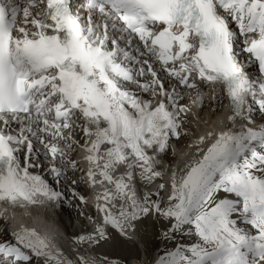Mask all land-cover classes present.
I'll list each match as a JSON object with an SVG mask.
<instances>
[{"label":"snow or ice","instance_id":"1","mask_svg":"<svg viewBox=\"0 0 264 264\" xmlns=\"http://www.w3.org/2000/svg\"><path fill=\"white\" fill-rule=\"evenodd\" d=\"M132 34L185 87L195 89L196 80L223 87L234 113L230 124L243 121L239 129L226 127L200 138L203 145L215 136L179 182L172 174L163 210L159 202L149 204L147 194L141 202L131 182L136 168L149 182L161 175L149 150L164 152L170 137L179 139L180 115L188 108L179 103L175 88L165 89L152 64L120 46L123 41L131 47ZM135 52L143 55L139 47ZM241 52L247 54L245 62ZM129 61L141 66L125 67ZM252 64L258 66L256 79L246 70ZM146 71L154 78L151 84L134 79ZM125 83L143 91L151 87L164 99L155 105L142 101ZM249 97L264 112V0H0V121L9 131L11 122L21 125L19 136L0 131V203L22 209L60 199V192L29 171L36 165L30 160L32 141L24 133L41 143L40 133L67 141L64 130L82 117L91 125L84 128L92 138L85 145L89 180L97 183V169L101 184L114 185V191L97 196L105 201L98 206L105 225L128 235L134 221L155 211L174 221L171 233L189 227L198 237L157 264H264V126H250ZM201 102L197 92L193 104ZM25 142L29 157L22 166L17 154ZM49 151L53 160L65 155L56 144ZM118 166L126 171L117 177ZM50 172L62 175L56 167ZM163 189L159 185L157 195ZM116 200L124 201L118 216L106 206ZM96 233L78 243L108 238L103 227ZM165 238L171 237L165 233ZM14 241L0 245V264H30L33 256L44 257L45 264H64L35 230L22 228ZM81 264L94 261L82 259Z\"/></svg>","mask_w":264,"mask_h":264},{"label":"bare ground","instance_id":"2","mask_svg":"<svg viewBox=\"0 0 264 264\" xmlns=\"http://www.w3.org/2000/svg\"><path fill=\"white\" fill-rule=\"evenodd\" d=\"M121 59H123V57H121ZM126 66L127 65H125V67ZM177 66H178V62H177ZM147 75H149V74H147ZM159 75L162 76V77H166L165 73H161ZM147 77L149 78V76H147ZM172 79H174V78H172ZM143 81L148 82V80H146V75H144ZM171 85L175 87V90H179L178 83L177 84L171 83ZM210 87L213 88L215 86H213V84H211ZM176 92L179 94V103L182 106L187 101V98L185 97V95L192 94V93H197L195 91V89H191L190 91H187V92L186 91H180V90L176 91ZM205 93L201 94L202 102L196 108V112L198 113V115L196 116V118L194 120L196 125H192V129H193L194 132H192L193 135L190 134V138L187 141L186 145L184 146L183 143L175 144V143H177L176 140H178V139L175 136H172L169 139L170 142H168V147L170 148L169 149L170 150V156L169 155H167V156H169L168 157L169 159L164 155V152L160 153L161 155H163L164 159L167 160L166 167H165L164 170L162 168H159V171H158V169H157V171L161 173V177H162L161 178L162 182L160 184H163V182L167 181V178H170L172 176V172L173 171H176V170L180 169V165L177 162L178 160H182V165H183V173H181L180 175L182 176V175L186 174V172H187L189 166L192 164V162L202 158V156H203L204 152L206 151L207 147L210 146V144L214 141L215 136H213L212 139H206L205 143L203 145L199 144L200 138L201 137H205L207 135V133H209V132H213V133L218 134L224 128V126H225V124L227 122V118L229 116H231V114H232V111L228 110L229 108L227 106H226V108H225V106L224 107L223 106H219V100L215 101V99H213L214 98L213 92L208 93L207 96L204 97ZM214 93L216 94L218 92H214ZM138 97L148 100V97L146 95H140ZM205 101L208 102L207 106H203L204 105L203 103ZM222 105H223V102H222ZM187 106H189V109L191 108L189 103H187ZM207 108L208 109L212 108V109H210L211 114L208 115V116H206V112L209 111ZM191 110H192V108H191ZM181 114L186 116L189 120L192 119V115H188V114H184V113H181ZM245 115L247 116L246 112H245ZM188 122H190V121H188ZM241 122L243 123V121L237 120L235 125H229L230 130L239 129V127L241 126ZM187 127L190 129L191 125L187 124ZM257 127L258 126H256L255 128H257ZM179 131H180L179 138L184 137L183 136V134H184L183 130L180 128ZM193 138L195 140H193ZM169 144H171V145H169ZM201 149H203V151ZM183 151H184V155L186 157L181 156L179 154L180 152H183ZM149 154H150V150H149ZM172 154L174 155V160L170 161L171 158H172ZM84 155H87L85 149L80 151V155L77 157V160H79V162H80V164L82 166H84L88 162L87 159H86V156H84ZM160 162H161V158L159 157V158H157V165L156 166H160ZM93 170L96 172V177L95 178H96L97 183L95 185H93L92 181H91V183L88 181V176L80 175V178L85 179V180H87L89 182L88 183L89 188H85L86 191H87V194L84 195V197H86L85 200L87 202H89V203L95 204L94 207L97 208V212H98V214L95 215L94 210H93V214L91 215L92 218H88L87 219L88 220V224L90 225V226L86 225V234H87V236L88 235H95L98 225L103 227L106 233L108 231H110V230L115 229V228L112 229V227L110 225H105L104 224V215H103L104 213L99 211V207L98 206H105V201L103 199L97 200V198H96L97 196L102 195L103 192L106 189L109 190V191H114V185H110L107 182L101 184L99 182L101 180V177L98 174V170L97 169H93ZM125 171H126L125 166H118L117 171L114 173V175L118 177V176L122 175ZM134 171H135V175L137 177V173H139V169L136 168ZM82 174H84V173L82 172ZM77 175H75L72 172V174L68 178L69 184H68L67 188L73 187L70 184H71V182L76 180V178H77L76 176ZM170 181H172V180H170ZM64 182H65L64 183V185H65L66 181H64ZM144 182H148V181L144 180ZM152 182H153V184H152V186H150L152 188V190H149L147 192L156 193L155 191L159 190L158 189V184H156L157 181H156V179H154V180H152ZM142 185H143V183L139 182L138 178H133V180L131 182V188L135 191L136 196H137L138 199H139V193H140L139 189L141 188ZM49 186L51 188H53L55 191L60 192L61 196L64 195L67 198V193L64 194L65 191L59 190L56 186H54L52 184H49ZM77 187H79L78 183L76 184V190H78ZM146 189H148V187ZM170 189H171V184H169V185H167V184L165 185L164 184V189L159 191L160 192V196H162V198H163V194L164 193H165L164 195H167V196L169 194H171ZM81 190L82 189H79L78 191L82 192ZM82 194H83V192H82ZM76 195H77V193H76ZM78 195H79V193H78ZM95 198H96V202L94 203ZM60 199H61V197H60ZM57 204H58L57 201H53V202H47L45 204L29 205V206H27L25 208H22V209L21 208H15V209H19L18 211L25 210L24 212H18L16 210V212H14L15 216L10 218V221L13 223V226H14V229H15V233L20 231L22 228H27L29 230H35L39 235H42L43 232H46V230H48L51 227L52 222L55 221V219H56L53 216L55 214H53V212L51 211V206L57 205ZM123 204H124L123 200H116V201H114V205L115 206H113V204H111V205L107 204L106 206L112 212V208L113 207H115V211H117V206L119 205L118 209L120 210L121 206ZM86 208L87 209H91V208L93 209V207H90V206H86ZM1 209H3V208H1ZM74 213H75L74 210H72L70 212V214H72V215H74ZM93 217H95L94 218V220H95L94 222H92ZM83 221L85 222L86 220H83ZM129 233H131V230H129ZM49 234L52 235V236L54 235V238L62 239L63 242L65 240V237L63 236V234L65 235L66 233H64L62 231L58 230V231L55 232L54 229H50ZM50 242L52 244L54 243L53 238L50 239ZM52 248L54 250L57 249L58 250L57 252H59V253L61 252L62 255H66V253L61 251L60 246L53 245ZM52 254H53V256H57L59 259H61L60 255L55 254V251H53ZM103 254L104 255H109L107 253H103ZM91 257L93 259L97 260V258L94 255H91ZM136 262L137 261H134V264H136ZM64 264H67V262L65 261Z\"/></svg>","mask_w":264,"mask_h":264},{"label":"rangeland","instance_id":"3","mask_svg":"<svg viewBox=\"0 0 264 264\" xmlns=\"http://www.w3.org/2000/svg\"><path fill=\"white\" fill-rule=\"evenodd\" d=\"M210 92H212V91H210ZM196 94L197 93H192V94L185 95V97L187 98V101H186L185 104H183V106H186L188 108L187 114L188 115H192V119L189 120L186 116H184L182 114L180 115V118H181V129L183 130V133H184L183 136L184 137L179 138L178 140H176L177 143H175V144L183 143V145L185 146L186 143H187V141L190 138V134H192V132H194L193 129H192V125H196V123H195L194 120H195L196 116L198 115V113L196 112V108L198 107V105L193 104V97H195ZM207 94H208V92L205 93L204 97H206ZM144 100L147 101V99H144ZM187 103L190 104V107L192 108V110H191V108L189 109V106H187ZM210 109H212V108H209L208 109L209 111L206 112V116H208V115L211 114ZM188 121H190V122H188ZM187 124L191 125L190 129L187 127ZM241 124H242V122H241ZM250 126L252 128H255L256 126H259V122L258 121H256V122H252L251 121ZM193 140H195V139L193 138ZM167 153L169 155V152L166 149V151H164V155L168 158L170 155L167 156ZM179 154L181 156L186 157L184 155V151L183 152H180ZM172 156L173 157L171 158L170 161H173L174 160V155L172 154ZM159 157L161 158L160 166H156L157 165V163H156L153 166L154 167V171H157L156 169H158V171H159V168H162L164 170L165 167H166L167 160L164 159L163 155H160ZM177 162L180 165V169H178L176 171H173L172 174L175 173L176 174V179H179L181 177L180 174L183 173V165H182V160H178ZM138 169H139V173H137V177L139 176L141 178V176H140L141 169L140 168H138ZM65 181H66V184L64 186L67 187L68 184H69V180L67 179ZM139 182H140V180H139ZM146 188L147 187H144V189L146 191L152 190L151 187H148V189H146ZM66 193L67 192H65L64 194H66ZM154 195L156 197H160V192H159L158 195H157V192L154 193ZM72 203L75 204V202H72ZM109 205H111V204H109ZM118 207H119V205L117 206V211H115V207L112 208V214L113 215H116V216L119 215L120 210L118 209ZM94 218L95 217H93L92 222L95 221ZM168 221L169 220L168 219H165L163 216H160V215H158L156 213H153V214L150 213L148 216H146V219L145 220L141 219L139 221V223H141V222H143V223L140 224V226L138 228L139 229L138 232H137L138 240L136 242L135 241H132V242L127 241V242H125V241L118 240V241L112 243V241H111L110 244L102 250V254L103 253L109 254L107 256H109L108 261H110L111 264H125V262L127 261V259H129L130 257H135V258L137 257V258H139L141 260H147L148 258H151L153 252H148L147 246H146L143 238L145 236H147L146 242H147V244L149 246H152L154 244V242H157V241L159 242V236H158V234H156L157 233V226L156 225L154 226L153 224H155V222H157L156 223L157 225H158V223L161 224V225H166L168 223ZM171 222L173 223L174 221H171ZM77 225L78 224L76 223V226H73V228H76ZM98 227H101V226L98 225ZM111 231H113V230H110L108 232H111ZM183 231H186V230L184 229ZM191 232H192V228H191ZM193 233L195 234L194 229H193ZM195 237H196L195 235L192 236V240H194L196 242V241H198V237H196V238ZM151 240H153L154 242L151 241ZM179 240H180V236L178 238L174 236L172 238V244H170V247L169 248L170 249H172V248H175L176 249L177 246H179L181 248H184L183 246H181V243L179 242ZM158 242H157L156 245H158ZM141 248H144L145 249L143 251L144 254H141V252H142L141 251ZM96 249H97V247H95L94 244H92L91 250L88 251V253H87L89 260L93 259L91 257V255H94L97 258V260H100L99 257H98V255L94 252V250H96ZM78 255L80 257H83V254H81V253H78Z\"/></svg>","mask_w":264,"mask_h":264},{"label":"water","instance_id":"4","mask_svg":"<svg viewBox=\"0 0 264 264\" xmlns=\"http://www.w3.org/2000/svg\"><path fill=\"white\" fill-rule=\"evenodd\" d=\"M128 264H132V261H129Z\"/></svg>","mask_w":264,"mask_h":264}]
</instances>
